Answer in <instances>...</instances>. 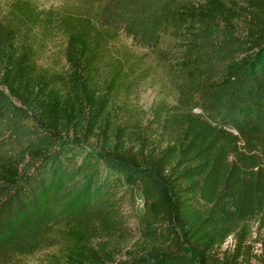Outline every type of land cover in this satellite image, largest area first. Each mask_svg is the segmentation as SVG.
<instances>
[{
  "label": "trees",
  "instance_id": "16d2710c",
  "mask_svg": "<svg viewBox=\"0 0 264 264\" xmlns=\"http://www.w3.org/2000/svg\"><path fill=\"white\" fill-rule=\"evenodd\" d=\"M137 2L93 19L13 0L0 19V264L45 247L59 264H264V0ZM39 24L66 38L61 69L38 59ZM121 28L166 38L168 93L147 108L106 55Z\"/></svg>",
  "mask_w": 264,
  "mask_h": 264
},
{
  "label": "rangeland",
  "instance_id": "374dc122",
  "mask_svg": "<svg viewBox=\"0 0 264 264\" xmlns=\"http://www.w3.org/2000/svg\"><path fill=\"white\" fill-rule=\"evenodd\" d=\"M13 0H0V19L6 17L10 2ZM38 9L46 11L49 9L56 12H66L73 15L90 16L93 19H100V14L107 3L111 2V10L119 17L131 16L136 12L138 0H29ZM140 1V0H139ZM121 19V18H119ZM132 26H135L132 24ZM124 28V26H123ZM129 29V28H128ZM125 29L119 30L113 39L109 40L107 56L118 57L126 60L128 66L133 68V76L130 79L134 87L130 92L131 101L147 108L159 97L168 93V81L165 75L161 52L166 47V38H162L155 48H146L143 43L145 33L137 39L133 38L131 32ZM65 36L62 32L52 29L45 30L42 25L32 28L31 41L37 50V56L41 64L61 69L64 63ZM43 208L49 214L60 212L65 214L74 209H62L54 198L50 199ZM231 240L226 242L229 246ZM253 252L258 253V245L253 246ZM58 252L55 248L45 247L31 255L14 260L10 264H59ZM57 260L58 263H53Z\"/></svg>",
  "mask_w": 264,
  "mask_h": 264
}]
</instances>
